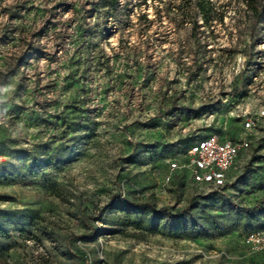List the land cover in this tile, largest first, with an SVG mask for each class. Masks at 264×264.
Returning <instances> with one entry per match:
<instances>
[{
	"label": "rangeland",
	"instance_id": "374dc122",
	"mask_svg": "<svg viewBox=\"0 0 264 264\" xmlns=\"http://www.w3.org/2000/svg\"><path fill=\"white\" fill-rule=\"evenodd\" d=\"M212 3L205 25L193 0H0V264H264L243 242L264 229L243 211L264 207V117L233 190L163 183L187 145L264 109V19ZM190 198L203 229L120 209Z\"/></svg>",
	"mask_w": 264,
	"mask_h": 264
},
{
	"label": "built area",
	"instance_id": "2783aa9c",
	"mask_svg": "<svg viewBox=\"0 0 264 264\" xmlns=\"http://www.w3.org/2000/svg\"><path fill=\"white\" fill-rule=\"evenodd\" d=\"M260 117H264V109L258 111L255 118L250 115L242 119L243 136L240 138L225 139L219 134H210L186 149L182 163L176 158L168 159L163 183L171 182L178 170L186 169L193 183L214 188L229 186L242 169L239 156L250 146L248 135ZM243 242L252 253L264 254V230L255 229L245 233Z\"/></svg>",
	"mask_w": 264,
	"mask_h": 264
},
{
	"label": "trees",
	"instance_id": "16d2710c",
	"mask_svg": "<svg viewBox=\"0 0 264 264\" xmlns=\"http://www.w3.org/2000/svg\"><path fill=\"white\" fill-rule=\"evenodd\" d=\"M117 2L118 0H107V3L110 6L115 5ZM242 2L245 5L247 11L250 13L253 26L259 19H264V0H242ZM193 8L195 9V11H197L200 14L201 20L205 25L209 22L210 19H212L213 9H214L212 0H193ZM194 142L187 145V147L182 153H184L186 149L190 145H192ZM245 169H246L245 166L242 165V169L240 173H238L235 176L231 184L229 186L219 187V189L225 192L233 190V188L235 187L239 179L247 175V172ZM121 198H122L121 196L115 198L111 204H115L116 201L120 200ZM123 202L124 203H122L123 205L121 206L120 209L127 214H130L132 210L149 212V216L153 220L154 230H157V226L159 225L160 221H164L170 227H173L177 224H186L192 227L193 230H196L198 228L203 229V223L199 222L200 220H198L199 218H197L195 214L197 211H201V212L204 211V204H202V202H196L193 198H190L187 204L184 207L178 209L177 211H172L171 208L167 206L157 207L154 203H151V202L132 204V203L126 202L125 199L123 200ZM243 211L245 213H248L249 215H252L253 217L255 214L264 212V207L256 203L254 204L252 208L243 209ZM135 221L138 227H140L141 221H137V220ZM211 226L213 229H218L221 234L227 232V229L223 228L222 225L217 223L216 219L215 220L211 219ZM255 229L264 230L262 228H257L253 226V227L248 228L244 232V234L251 230H255Z\"/></svg>",
	"mask_w": 264,
	"mask_h": 264
}]
</instances>
